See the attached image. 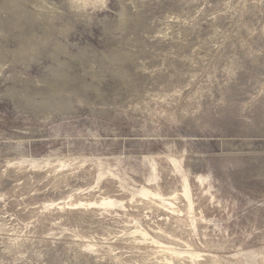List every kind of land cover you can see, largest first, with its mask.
<instances>
[{
	"label": "rangeland",
	"instance_id": "374dc122",
	"mask_svg": "<svg viewBox=\"0 0 264 264\" xmlns=\"http://www.w3.org/2000/svg\"><path fill=\"white\" fill-rule=\"evenodd\" d=\"M0 264H264V0H0Z\"/></svg>",
	"mask_w": 264,
	"mask_h": 264
}]
</instances>
